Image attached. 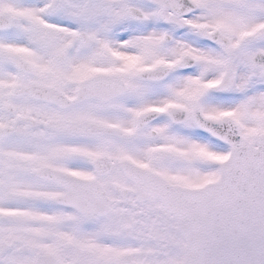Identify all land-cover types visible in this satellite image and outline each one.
I'll use <instances>...</instances> for the list:
<instances>
[{
    "label": "snow or ice",
    "instance_id": "6c2138e0",
    "mask_svg": "<svg viewBox=\"0 0 264 264\" xmlns=\"http://www.w3.org/2000/svg\"><path fill=\"white\" fill-rule=\"evenodd\" d=\"M0 264H264V0H0Z\"/></svg>",
    "mask_w": 264,
    "mask_h": 264
}]
</instances>
